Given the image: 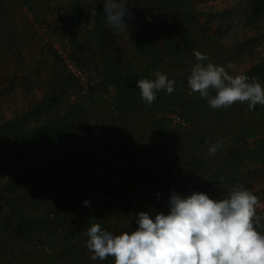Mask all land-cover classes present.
<instances>
[{"label":"rangeland","instance_id":"374dc122","mask_svg":"<svg viewBox=\"0 0 264 264\" xmlns=\"http://www.w3.org/2000/svg\"><path fill=\"white\" fill-rule=\"evenodd\" d=\"M69 1L71 0H23L21 2L22 11H19V15L28 26V33L24 38L18 37L15 40L17 47L15 54L1 51L2 47L0 46V60H9L0 62V125L4 120L9 119L15 129L14 133H10V136L4 138L7 132L1 129L2 126L0 127V194H5L7 191L10 196L18 195L16 191H20L18 186L21 183L23 187H25L24 184L36 185L45 178L48 171L46 168L50 167L46 166L47 161L34 166V158L18 155V150L26 145L24 144L25 140H28V138H23L19 132L25 131L28 127H41L43 123H48L47 119L50 120V123L55 124L54 127H82L78 114H81V118H85L94 113L85 112V108L92 106L93 101H91L89 107L84 106V109L73 110L71 114L64 117L59 116L56 119H53V115L43 109L39 110L38 113L23 114L42 93L61 95L62 100L61 98L52 99V103L48 104L52 105V109L56 111H67L70 103H77L76 99L71 100L72 95L76 97L77 93L76 83L74 84L75 79L65 71L52 50L49 47H42L34 38L36 30L32 23V17L25 13L24 6L31 12H36L33 18L37 17L48 25L51 36L66 35L71 37L72 49H75L77 56L89 68H96V62L105 59L106 53L101 50V52H97V57L93 48L97 47L100 50L103 46L112 50L113 56L118 60H123L126 66L138 64L143 67L146 65L147 55L154 54L157 60L158 57L160 58V61L158 60L159 66L166 65L169 68H175L171 75H183L192 68L197 62L193 56L194 51H200L209 57L208 61L203 62L204 64L213 63L224 66L231 75L249 69L264 58V0H185L187 2L182 4L174 2L172 5L163 0H129L128 9L131 15L123 18L128 25V30L124 32H116L106 26L103 10L98 12V8L96 9L94 6L90 10H84V13L73 21L64 23L65 12L60 5ZM84 1L89 7L93 3V0ZM27 3L33 11L26 5ZM41 7L43 10H40ZM176 9L178 10L177 13L175 12ZM189 10L194 14V17L186 13ZM142 11L155 16L162 14L167 20L168 17H176L172 25L167 24L165 27L158 24L157 26L155 24L149 25L141 19ZM98 14L103 19L104 34H99L95 26V18ZM183 34L189 37V47L187 48L191 51L192 56L190 67L180 62L179 51L186 46L182 41ZM165 51H169L173 58L169 57L167 62L162 63L164 59L162 54ZM229 63L234 67L228 68ZM22 68L26 71L24 77L20 79V82L17 80L16 84L13 82L11 84L16 71ZM250 77H259L258 82L264 87V73H256ZM4 81L8 82L4 84ZM177 87L176 85L174 90L176 93ZM31 97L32 99L29 100ZM202 100L198 104L208 109V113L204 114L203 118L194 119L190 117L189 120L197 121L196 123L191 122L193 127H202L201 132L208 140H210L209 138L213 139V137L205 131L206 127H246V134H241L244 136L234 141L236 144L230 146V149L237 156L245 146L249 150L248 156L245 157V160L233 157L232 162L236 163L235 165L238 164L240 171H242L239 173L243 175L248 190L258 197L259 203L256 206V211L257 215L261 217V223L264 224V148L258 147L255 143L257 138L264 137V105L257 104L253 110H249L247 103L237 102L233 104L236 105L235 109L237 108L236 116H234L232 110H228L229 114H227L225 108L219 111L218 109L209 111L211 108L208 106L207 100ZM167 102L169 100L167 101L163 97L156 98L152 104L153 111L149 116L152 117V120L149 118V122H158L162 118L156 117L158 116L157 112L164 109V106L167 107L169 104ZM78 103L82 104L81 98H79ZM117 110L114 104L112 111L117 113ZM229 116L232 117L230 123H228ZM211 118H214L215 122L211 121ZM163 121L160 128L161 133L169 130L167 119H163ZM63 122L67 126H63L61 124ZM26 130L29 131V129ZM183 136L185 135L183 134ZM179 140L180 138H178L176 146L180 149L184 145H180ZM209 146L210 142H208ZM185 147L188 148L187 144ZM205 153L206 150L204 149ZM218 156L224 160L220 155H216L217 161H220ZM168 161L165 160V162ZM226 162L223 161L226 165L225 169L230 170L232 167L229 166L228 160ZM193 164L196 165L194 162ZM10 174H14L13 178L16 180L10 183H13V188L6 187ZM191 174L192 176L196 175L195 172ZM27 199H29L27 196H21L18 199V203L24 205V213L14 211L17 214H12L13 211L10 208L6 206L1 208V215L5 216V219L0 217L3 221L0 229V256H7L6 264H12L16 259L19 260L18 257L21 258L23 255L29 254V251L26 253L23 250L25 240L30 239L29 235L37 229L35 225L38 220L30 217L31 214L37 213V210L32 211L25 207V200L27 201ZM1 203L2 199L0 198ZM39 211L43 217L48 219V206L44 205ZM58 236L56 235L52 240L59 243L62 248L65 247L66 241Z\"/></svg>","mask_w":264,"mask_h":264},{"label":"crops","instance_id":"0c3cea01","mask_svg":"<svg viewBox=\"0 0 264 264\" xmlns=\"http://www.w3.org/2000/svg\"><path fill=\"white\" fill-rule=\"evenodd\" d=\"M21 2L23 0H0V34H4L9 43L15 42L18 37L24 38L28 33V26L19 15V11H22ZM40 10H43L42 7ZM25 13L28 15L26 11ZM35 13L34 11L31 12L30 17H33ZM43 14L42 16H44ZM0 46L3 51V45L1 43ZM93 48L95 56L98 57L97 52H100L99 49L97 47ZM106 49L108 48L105 46L102 48V51L106 54L107 51H110L111 56H108L106 61H104L105 59H99L100 61H97L95 65V69L99 72V81L95 87L96 96L95 98L93 97L92 106L85 108L82 104L78 103L80 94L75 81L74 84L76 83L77 93L76 97L72 95L71 100L76 99L77 103L72 102L67 108L69 114L73 110L84 108L86 113L90 111L97 114L103 121L101 140H95L89 134H84L81 131V127H54L55 124L53 123H43L41 127L26 128L29 131L37 128V132L33 134V139L25 140L24 144L26 145L24 146L27 149L26 157L34 158V166L47 161L45 164L48 167L50 166V169L46 168L48 171L45 178L39 183H36V185H26L23 183L25 186L23 187L21 183L18 186L20 187V191H16L18 195L10 196L7 191L5 194H0V198L2 199V203L0 204V217L3 220L5 216L1 215V208L6 206L13 211L10 205V202H12L19 209V211H16L17 213H24V205L18 203V199L21 196H27L29 199L27 201L25 200V207L28 210H37V213L31 214L32 216L30 217L38 220L35 225L37 229L29 235L30 239L39 230H45L52 238L59 235V238L66 241V245L62 248L61 253L55 257H45L36 252H28V255H23L21 258L18 257L19 260L16 259L12 264H114V257H108L103 261H93L90 259V253L85 246L87 237L84 235L88 227L92 224L99 223L102 229L111 232L113 235H119L121 234L120 231L112 230L111 226L113 224H123L122 230L130 233L137 228L135 223L137 213L147 212L153 217L157 213L167 214L161 207V203L164 199V193L167 192V198H169L173 191L169 188V184L173 183V181L177 182H175L177 188L174 191L181 196L186 197L194 191L199 192L197 186L193 187L194 190L192 189V191L188 190L185 182L187 181L186 178L192 175V172H195V174L198 171L202 173L201 171L208 166V161L204 154V146L197 143L201 131L197 128L190 135L183 132V130L178 134V138L181 137L179 143L180 145H184L182 147L184 150L180 148L177 157L181 165H184L186 171L191 175L177 173L174 178L172 177L173 179L166 176V173L156 165L158 160L167 157V153L161 147L163 133L160 131L161 124L164 122L163 119L166 118L162 117L158 122L148 121L153 111L152 105L149 106L141 101L139 89L136 87L138 80L152 78L148 75L146 66L142 67L138 64L126 66L123 60H118L113 56L112 50L108 49L106 51ZM54 56L56 58L58 57L56 54ZM1 61L9 60L5 59ZM160 69L167 76L171 75L172 71L175 70V68H169L166 65L161 66ZM7 82L4 81V84ZM177 95L180 101H184L182 100V92L180 94L177 91ZM168 96L163 90L157 93V97H163L167 101L169 100ZM60 98L62 100L61 95L59 96L57 93H53V95L51 93H42L38 99L33 101L34 103L31 106L40 104L38 111L41 109L46 111L45 107L53 108L52 105H48L52 99L58 100ZM31 99L32 97L29 100ZM186 99L188 100L185 101L189 104L186 115L194 119L200 117L197 106H199L198 103H201L204 98L196 93L193 98ZM114 104L118 109L117 113L112 111ZM235 107L236 105H232L229 108H225L227 109L225 110L226 113L229 114V111L232 110L234 116H236L237 108L235 109ZM29 109H26L23 114L26 115L30 111ZM49 109H47L48 112ZM213 110L216 111V109H211V111ZM219 110H222V108ZM210 120L215 122L214 118ZM228 120V123H230L232 117L229 116ZM46 124L52 126H44ZM61 124L67 126L64 122ZM26 129L25 131H27ZM246 130V127L234 126L206 127L205 129V131L212 135L213 144L221 140L224 142L223 147L218 150L217 155L223 157L225 162L226 160L229 161V166L232 167L229 168L239 172L242 171H240L238 164L235 165L236 163L234 164L232 162V158L236 157V159L245 160L246 156L243 155L244 153L242 151L235 156L236 154H233L230 148L236 144L234 141L244 136L241 134H246ZM8 136H10L9 132L6 133V137L4 138ZM195 143L200 144L196 150L191 151L185 147V144L189 147ZM106 148L112 149V157L116 161L126 160L127 163H132L130 171L121 175V181L119 179L117 182H113L100 173L98 163L95 161V154ZM67 150L72 151L70 152V157L66 159L62 154ZM147 150L151 151L150 159H147L154 163L149 166L150 168L143 167L142 164V160L146 159L144 156L148 153ZM224 160L221 158L219 161L222 168H226V165L223 163ZM65 164L69 166V170L66 173L62 171ZM212 170L214 169L212 168L209 171ZM154 173L162 177V185L159 184L160 177H157L154 183L150 182L149 176H152ZM167 173L172 175L168 171ZM13 176L14 174H10V179L8 184L6 183V187L13 188V183L10 184L16 181ZM200 177H203V175H200ZM61 182H67L72 185L75 190V197L70 199L64 198L60 201L53 197L54 187ZM164 184L165 188H168L166 191H164ZM89 186L101 188L105 191L119 192V197L112 201H107L102 196L100 197L89 193ZM42 195L46 197L44 201L38 199ZM85 200L90 201L88 207L82 204ZM44 205L48 206V219L43 217L39 211ZM50 211L56 212L57 217L55 219L49 217ZM16 212L13 211L12 214H17ZM2 219H0V229L2 228ZM59 222H66L68 228L66 232L55 230V225ZM30 239H26L25 241ZM25 252L27 253V250Z\"/></svg>","mask_w":264,"mask_h":264},{"label":"clouds","instance_id":"9594fccd","mask_svg":"<svg viewBox=\"0 0 264 264\" xmlns=\"http://www.w3.org/2000/svg\"><path fill=\"white\" fill-rule=\"evenodd\" d=\"M128 3L103 0L105 25L116 32L127 31L123 18L131 15ZM193 56L197 62L190 69L187 86L206 99L211 109L229 108L237 102L247 103L249 110L264 105L259 77L233 76L224 66L204 64L209 57L200 51ZM153 76L136 83L141 101L149 106L159 91L172 94L175 90V81L166 74L157 70ZM223 144L221 140L210 145L208 154L214 156ZM167 203V214L137 213V228L130 233L113 235L99 223L92 224L84 233L90 259L114 257V264H264V224L256 211L259 199L250 190L234 186L226 198L219 199L201 192L185 197L172 191ZM82 204L88 207L90 201Z\"/></svg>","mask_w":264,"mask_h":264},{"label":"built area","instance_id":"2783aa9c","mask_svg":"<svg viewBox=\"0 0 264 264\" xmlns=\"http://www.w3.org/2000/svg\"><path fill=\"white\" fill-rule=\"evenodd\" d=\"M26 9V12L30 15L31 11L24 6ZM81 17V16H80ZM147 18V15L145 16ZM36 18V17H34ZM32 17V23L35 27L36 33L35 37L38 40V42L42 45V47H49L53 49V51L58 56L61 64L63 65V68L65 71L75 79L80 94L82 96L81 102L86 107H89L91 101L93 100V97L95 96V87L98 83V75L95 71L87 69L85 66H82L77 63L76 58L73 55V49L71 46V37L69 36H51V31L49 30V27L46 23L41 21V19L36 18L34 19ZM34 19V20H33ZM4 41V40H2ZM181 57L182 60L188 64L190 63V57L186 54H184L181 51ZM26 71L24 68L20 69L18 71V76L15 82L17 80L20 82V79L25 75ZM182 86L184 87L185 92L188 94H191L192 92L187 86V83L183 80L181 81ZM167 110L160 109L157 112L156 117H165L169 124V130H167L165 133V137L162 138V144L163 147L167 149L169 153L176 152V144L177 140L174 139L173 132L177 125H182V129H192L193 124L189 119L184 118L180 114V108L179 106L172 107L169 105L167 107ZM78 119L82 125L81 131L84 134H89L92 136L95 140H101L102 137V120L94 113L89 114L87 117L81 118V114H78ZM150 120H152V117H150ZM205 141L208 142V138L205 137ZM70 150L65 151L66 156L70 157ZM151 154V151L146 153L144 156L146 159L142 160L143 165L151 166L153 161L149 160V156ZM209 155V154H208ZM213 159H215V165L219 164V161L216 160V155H209ZM149 158V159H147ZM95 161H97L98 166L100 168V173L106 177L107 179L111 181L117 182L119 180V177L122 173H125L132 167V163H127L125 160L116 161L112 157V149L106 148L103 149L101 152L95 154ZM151 161V162H150ZM156 165L160 166L162 169H170L176 173H184L189 174L186 170L179 169L176 167V164H171L170 162H164V163H157ZM168 166V168H167ZM177 168V169H176ZM191 175V174H190ZM216 175L214 174V170L212 171H206V173L203 174V177H200V172L198 171L195 176H189L190 180L192 182L199 183L202 187L207 188L208 191H214L215 195L220 198L221 196L226 198L232 191L234 186H241L244 184L245 179L242 174H234L231 172V169L226 170L224 169V174L221 176L224 178L221 181V185L217 184L215 180ZM232 179L233 182L229 181V179ZM208 179L212 180V183L208 181ZM176 182V181H175ZM171 183V190L175 189L177 187V182ZM62 187L57 189L55 199H64V198H72L74 195V189L72 186H68L65 191ZM104 190H102L103 192ZM88 192L91 194L96 193V187H88ZM101 192V193H102ZM106 198L108 200H113L114 198L119 197V192H108L106 191ZM164 206L167 207L168 203H164ZM49 217L52 219H55L57 217V214L55 211L49 212ZM112 230L118 231L119 229H122V224H113L111 226ZM56 229L59 232L65 231L67 229L66 222H59L56 224ZM263 231V230H262ZM53 238L49 235L48 232L45 230H39L35 233L34 237L31 238L28 241H25V250L29 252H36L40 253L42 255H48L51 257H54L61 253L62 246L52 240ZM6 258L7 256L1 255L0 256V264H6Z\"/></svg>","mask_w":264,"mask_h":264},{"label":"trees","instance_id":"16d2710c","mask_svg":"<svg viewBox=\"0 0 264 264\" xmlns=\"http://www.w3.org/2000/svg\"><path fill=\"white\" fill-rule=\"evenodd\" d=\"M103 0H93V3L90 5V7L89 6H87L86 4H87V2L86 1H84V0H71V1H69L68 3H66V4H64V5H60V6H62V8L64 9V12H65V15H64V19H63V22L64 23H68V22H71V21H73L76 17H78L79 15H81V14H83L84 13V10L85 11H87V10H90V9H92L93 8V6H94V8H98L97 9V11L98 12H100V10H103V3H100V2H102ZM163 1H165L166 3H168V4H170V5H172L174 2H177V3H185V2H187V1H185V0H163ZM28 7H30V5L27 3L26 4ZM59 6V7H60ZM102 7V8H101ZM258 7V6H257ZM30 9H31V7H30ZM32 10V9H31ZM177 9H176V13H177ZM57 12H58V10H57ZM174 12V15H176V13ZM186 12V11H185ZM186 13H188L189 14V16H191V17H194V14L193 13H191V11L189 10L188 12H186ZM147 15V18L145 17ZM176 16H173L172 18H170V17H168V20L166 19V18H164L163 16H162V14H160V15H158V16H155V15H151L149 12L148 13H145L144 11H142L141 12V19L143 20V21H145V23H148L149 25L150 24H155L156 26H157V24L158 25H163L164 27L167 25V24H170V25H172L173 23H174V18H175ZM37 18V17H36ZM161 20V21H160ZM95 26H96V28L98 29V32H99V34H104L103 32H104V24H103V19L100 17V14H98L97 16H96V18H95ZM34 37V36H33ZM35 39H36V37H34ZM2 40H4V41H2ZM182 41H183V43H184V46L186 47V49H185V47H182L181 49H180V58H181V60H180V62L182 63V64H186L183 60H182V57H181V51L184 53V54H186V55H188L189 57H190V63H188V64H186L187 66L189 65V67L191 66V62H192V56H191V51L190 50H188V48L187 47H189V44H188V41H189V37H188V35H185V34H183L182 35ZM0 43L3 45V51H5V52H7V53H16V51H17V47H16V43L15 42H12V43H9L8 42V39H7V37L4 35V34H0ZM102 46V45H101ZM104 47V46H103ZM103 47H101V49L99 50L100 52H101V50H102V48ZM51 49V48H50ZM99 49V48H98ZM52 50V52L54 53V54H56L54 51H53V49H51ZM2 51V50H1ZM75 51V49L73 48V55H74V57L76 58V60H77V63L78 64H80V65H82V66H85L87 69H89V70H92V71H95L96 73H97V75H98V81H99V72L97 71V69H95V68H89V67H87L85 64H84V62L77 56V54H76V51ZM188 51V52H187ZM170 55V56H169ZM108 56L110 57L111 56V54L110 53H107V54H105V60L104 61H106L107 59H108ZM162 56L164 57V59L162 60V63L163 62H167L168 61V59H169V57H172L171 56V53L169 52V51H165L163 54H162ZM58 58V57H57ZM173 58V57H172ZM59 59V58H58ZM158 60L160 61V58L158 57ZM158 60H157V58L155 57V55L154 54H149V55H147V57H146V71H147V73H148V75L152 78V79H154V76H153V73H154V71H161L162 73H163V71L160 69V67L161 66H159V62H158ZM171 62V61H170ZM169 62V63H170ZM191 69V68H190ZM190 69L189 70H187L183 75H168L167 77L169 78V79H172V80H174L175 81V86L177 85L178 87H177V89H178V92H180V94H181V91H183L182 92V94H183V99L182 100H184V101H180L179 99H178V95H177V93L176 92H174V93H172V94H168L169 96H168V98H169V104L167 105V107L169 106V105H171L172 107H176V106H179V108H180V114L184 117V118H190L189 116H187L186 115V111H187V106L189 105L185 100H188V99H186V98H193L194 96H195V94L196 93H191V94H188L187 92H184V87L182 86V84H181V81H185L186 83H187V78L189 77V75H190ZM256 73H260V74H263L264 73V58L260 61V63H256L255 65H252L249 69H246V70H244V71H241V72H238V73H234L233 74V76H235V75H237V74H244V75H247V76H251V75H253V74H256ZM164 74V73H163ZM17 76H18V71H16V73L14 74V76H13V79L11 80V84H12V82H13V84H16V79H17ZM24 77V76H23ZM78 86V85H77ZM181 90V91H180ZM78 91H79V88H78ZM79 94H80V91H79ZM213 95H214V93H212ZM176 95V96H175ZM80 98H82V96H81V94H80ZM176 99V100H175ZM82 103V102H81ZM82 105H83V103H82ZM83 106H85V105H83ZM39 107H40V104H37V105H34L33 107L31 106L30 107V111L27 113V114H29L30 112H32V113H37V111H38V109H39ZM167 107H165L164 106V110H167L168 108ZM48 108H50L49 109V112H51L50 113V115H53V119H56V117H59V116H67L68 114H69V112L68 111H65V110H61V111H59V110H53V109H51V107H45V109H46V111H48L47 109ZM198 110H199V113H200V117L199 118H203L204 117V114H206V113H208V109H206V108H204L203 106H199L198 107ZM209 111H211L210 109H209ZM48 112V113H49ZM26 114V115H27ZM210 114V113H209ZM55 117V118H54ZM190 121L191 122H193L191 119H190ZM47 122L48 123H50V120L49 119H47ZM197 122V121H196ZM196 122H193V123H196ZM2 126V127H1ZM0 127H1V129L3 130V131H6V132H9V133H14V131H15V129H14V125H12V121H10L9 119H7V120H4L3 121V123L0 125ZM103 127V126H102ZM176 127H178V128H176L175 130H174V132H173V136H174V139L175 140H177L178 141V134H180L181 133V131L183 130V132H185L186 134H188V135H190L191 133H193L194 131H195V129H199L200 131H201V129H202V127H192V129H182L181 127H183L182 125H177ZM35 132H37V128L36 129H34L33 131H21V132H19L20 133V135L23 137V138H28V139H33V134H35ZM165 135H166V133H163V135H162V138L163 137H165ZM181 138V137H180ZM210 140L208 141V142H210V145H212L213 144V139L212 138H209ZM197 143H200V144H202L203 146H204V149L206 150V153H205V157H206V159H207V161H208V166H206L201 172L202 173H200V175H203L204 173H206V171H208V170H211L212 168L214 169V174L216 175V177H215V182L217 183V184H220L221 185V181L224 179V178H222L221 176L224 174V169L225 168H222L221 167V164L219 163V164H217V165H215V159H213L211 156H209L208 155V152H207V147H208V142H206L205 141V135H204V133H200V135H199V139H197ZM161 142H162V139H161ZM256 145L258 146V147H260V148H264V137H260V138H257L256 139ZM200 144H194V145H190L189 147H188V150H191V151H193V150H196L197 148H198V145H200ZM162 147H163V144H162ZM23 148V149H22ZM164 148V147H163ZM181 149H183V148H181ZM184 150V149H183ZM248 149H247V147H245V146H243V150H242V152L244 153H242L243 155H245V156H248ZM147 152H150L149 150H147ZM164 152H166L167 153V157H163V158H161L160 160H158V162L157 163H164L165 162V160L166 159H168V156H169V161L168 162H170L171 164H173L174 165V163L176 164V167L177 168H179V169H183V170H186L185 168H184V165H181V163H180V161H179V159H178V157H177V154L179 153V148L177 147L176 148V152H173V153H169L168 151H167V149L166 148H164ZM232 152H233V150H232ZM65 154V153H64ZM64 154H62L66 159L68 158V156H66V154L64 155ZM18 155L19 156H26L27 155V149L25 148V146H23V147H20V150H18ZM216 155H217V153H216ZM176 157V158H175ZM171 158V159H170ZM126 161V160H125ZM127 162V161H126ZM158 166V165H157ZM143 167H146V168H150L149 166H145V165H143ZM158 168H160L161 170H163V172H165L166 173V176H169V177H175L176 176V172H174V171H172V170H170L168 167V169H162L160 166H158ZM131 169V168H130ZM130 169L128 170V171H130ZM69 170V166L67 165V164H65V166L62 168V171L64 172V173H66L67 171ZM128 171H126V172H128ZM167 171L170 173V174H172V175H169L168 173H167ZM125 172V173H126ZM231 172L232 173H234V174H238L239 173V171H237V170H235V169H231ZM124 173H122L121 175H123ZM184 174V173H183ZM241 174V173H240ZM120 175V177H119V179H120V181H121V176ZM153 176V177H152ZM152 176H149V180H150V182L151 183H154L155 182V179L157 178V177H160V182H159V184H163V179H161L162 177L161 176H159V175H157L156 173H154V174H152ZM187 177V176H186ZM185 177V178H186ZM170 178V179H171ZM172 178V179H173ZM187 179V181L185 182L186 183V186H187V189L188 190H191L192 191V189H193V187H198V190H199V192H201V193H204V194H207L208 196H209V198H212V199H219L216 195H215V193H214V191H208L207 190V188H204V187H202L199 183H197V182H192L188 177L186 178ZM172 181V180H171ZM208 181L210 182V183H212V180L210 179H208ZM229 181H231V182H233V180L230 178L229 179ZM174 182V181H173ZM168 184H169V182H168ZM168 184H167V186H168ZM72 186L71 184H69V183H67V182H61V183H58L55 187H54V190H53V197L55 198V196H56V191H57V189L59 190V188L60 187H62L64 190L63 191H65L66 189H67V187L68 186ZM171 186H172V184H169V188H171ZM244 189H247L248 190V186H247V184H246V182H244V184H242L241 185ZM73 188V187H72ZM177 188V187H176ZM74 189V188H73ZM168 188H165V184H164V191H166ZM173 191H174V189H172ZM194 190V189H193ZM102 189L101 188H96V193L94 194V195H96V196H102V197H104L107 201H112V200H108L107 198H106V191L104 190L102 193ZM108 192H110V191H108ZM167 192L166 193H164V196H163V202L161 203V207L163 208V210L167 213L168 212V206L167 207H165L164 206V203L166 202L167 203V201H168V198H167ZM72 197H75V190H74V195L72 196ZM46 197L45 196H41V197H39L38 199H40L41 201H44V199H45ZM114 199H117V198H114ZM113 199V200H114ZM56 200H58V199H56ZM60 200H62V199H59L58 201H60ZM10 205H11V207H12V210L13 211H19V209H18V207H17V205H15V204H13L12 202H10ZM123 225V224H122ZM122 229H123V227H122ZM122 229H119L118 231H120V233H122V232H124V230H122ZM126 229V228H125ZM55 230H56V225H55ZM263 231H264V229H263ZM43 256H45V257H48V255H43ZM55 257V256H54Z\"/></svg>","mask_w":264,"mask_h":264}]
</instances>
